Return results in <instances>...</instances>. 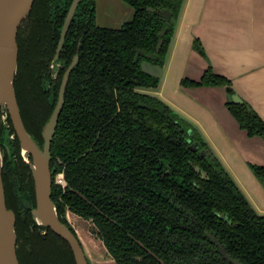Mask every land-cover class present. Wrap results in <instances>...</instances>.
Returning <instances> with one entry per match:
<instances>
[{
    "label": "trees",
    "instance_id": "trees-1",
    "mask_svg": "<svg viewBox=\"0 0 264 264\" xmlns=\"http://www.w3.org/2000/svg\"><path fill=\"white\" fill-rule=\"evenodd\" d=\"M182 1L148 0L147 5L153 9H168L173 18L178 16ZM37 2L34 0L27 17H32ZM27 17L19 26L16 36L18 60L13 84L24 126L42 144L41 130L50 115L36 122L30 115L26 116L18 86L19 73L31 57L33 38L24 40L21 32ZM148 20L150 22L146 25L152 29L149 41L145 43L152 50L158 28L162 25L169 30V25L156 11L148 13ZM143 42L140 30L124 31L119 37L105 34L101 51V66L104 69L96 71L83 67L85 71H79L78 78L67 93L50 150L52 179L55 173L63 172L68 182L66 189L55 184L54 180L51 186V198L59 220L74 234L64 216L66 209L89 220L93 225L92 232L102 240L114 264H170L174 258L172 252L162 247L166 248L171 241L174 255H180L181 249L187 248L182 246L188 243V237L184 238L188 233L187 228L199 229L202 236V230L211 225V207L218 203L230 212L231 218L240 222L232 226L224 225L222 234L236 239L237 245L260 248L262 254L264 215L254 213L216 156L212 154L207 160L210 180L199 191L185 195L188 188L189 171L185 168L188 154L174 142V137L185 133L190 125L159 99L132 90L133 83L142 81L143 75L130 64V50L135 44ZM192 44L205 57L198 40L194 38ZM26 46L29 48L25 49ZM152 60L157 62L161 59L153 57ZM156 82L157 78L150 79L152 85ZM181 83L231 86L229 80L214 74L209 68L200 80L182 78ZM225 105L248 135H258L264 139V121L246 101H226ZM200 143L207 147L204 141ZM19 147L17 140L15 149L19 151ZM4 158L5 153L3 163ZM248 165L264 189V165ZM119 175L123 176L122 179L130 178L116 182ZM143 177L145 180L140 181ZM128 186L130 195L136 198L125 202L122 191L120 195L117 194L119 187L127 189ZM142 192L149 196L145 209L144 204L136 200ZM177 194L181 197L176 198ZM5 200L7 208L14 210L16 215L19 264H75L68 244L53 235L50 229L45 238H39L38 229L41 226L32 220L26 207L27 203L34 205L32 199H21L22 206L26 208L24 215L17 211L12 198L7 195ZM132 208L135 212L131 211ZM34 237L39 239L33 240Z\"/></svg>",
    "mask_w": 264,
    "mask_h": 264
},
{
    "label": "flooded vegetation",
    "instance_id": "flooded-vegetation-1",
    "mask_svg": "<svg viewBox=\"0 0 264 264\" xmlns=\"http://www.w3.org/2000/svg\"><path fill=\"white\" fill-rule=\"evenodd\" d=\"M107 1H109L111 8L116 7L119 9V14L121 13L117 19V27H106L98 22V6H100L102 0H38L32 17H27L21 26L22 38L24 40H31L33 38V41L31 40L32 49L30 51V61L26 63V66L23 67L18 76L20 100L23 104L22 109L24 114L26 116L30 115L35 122L42 120L47 114L51 115L57 104L62 82L65 79L63 108L67 93L76 78H78L79 71H85L83 67H90L96 71L104 69L101 66L102 39L104 35L119 37L124 31L137 32L140 30L144 42L142 44H135L132 47V51L130 50V64L136 67L138 73L143 75V79L142 81L134 82L132 90L138 94L153 96L159 99L189 123L190 127L185 133L181 132L179 136L176 135L174 137V142L182 146L188 154L185 162V168L189 171L187 177L188 188L185 194L188 196L194 190L199 191L202 185L210 180V171L207 164L209 156L211 157L213 154L218 159L219 157L209 146L206 138L191 118H185L166 101L156 95L161 84L165 62L177 31L178 16L172 18L171 14L170 20L167 22L169 30L162 25L158 28L157 38L153 44L154 48L151 50L150 45H147L150 38V30L152 29L150 25H146V23L150 22L148 20V13L156 11L158 15V12H161L164 8L153 9L147 5L148 0ZM28 48V46L25 47V49ZM25 52L28 51L25 50ZM153 57L159 60L161 59L162 61L164 59V61L163 63H160L161 60L152 62ZM142 62L161 67L162 72L160 77H153L146 73L142 69ZM152 77L157 78L156 84L152 85L150 83ZM181 79L179 80L180 89L176 90V94L181 92L182 87L195 89L199 86L194 84L184 85L181 83ZM17 140L9 117L4 115V110H1L0 146L5 153L3 163L5 168L3 169L2 167V181H4V190L6 189L4 193L5 197L8 195L13 199L17 211L21 215H24L26 208L22 206L21 199H32L35 205V190L29 164L23 158L20 147L19 151L15 149ZM202 141L206 143L207 147L204 148L201 145L200 142ZM127 154L131 156L128 150ZM19 157L23 163H21ZM27 158L31 160L30 155ZM57 174L62 175V183H55V181L54 183L66 189L68 182L63 172L55 173L52 182ZM118 177H121V179H118ZM118 177L116 182L130 178L128 176L126 179H122L123 176L121 175ZM232 179L242 192L236 180L233 177ZM143 180H145L144 177L140 181ZM121 191L125 195V198H122L125 202H127V199L133 201L136 198L130 195L131 191L129 186L127 189L119 187L117 195H120ZM242 194L244 195L243 192ZM168 197L175 198L174 196ZM180 197L181 195L177 194L176 198ZM146 198H149V196L142 192L136 199L144 204V209L148 206ZM245 198L257 216L264 215V212L256 209L246 196ZM222 207L223 205L218 203L212 205L211 225L202 230V236L199 235V229L194 227L187 228L188 233H185L184 238L188 237V243L187 245L185 243L182 244L183 248H187L181 249L180 255H174V251L170 246L171 241H169L170 245L168 243L166 248L162 247L163 250L169 248L170 252H172L174 258L170 260V264H264V250L262 251V256L260 248L254 249L249 246L237 245L235 244L236 239H231L222 234L224 225L232 226L235 223L236 225L240 224V222L237 223V221L231 218L232 216L228 210ZM131 211L135 212V209L132 208ZM76 215L69 209L65 210L64 216L78 237L76 230L70 222V216L76 217ZM156 215L159 216L157 213ZM92 228L90 230L91 234L99 239L104 246L102 240L92 232ZM48 230H43L40 227L38 229L39 238H45ZM52 234L57 236L53 232ZM39 238L34 237L33 240ZM248 238L250 239L251 236ZM78 240L81 244L79 238Z\"/></svg>",
    "mask_w": 264,
    "mask_h": 264
},
{
    "label": "crops",
    "instance_id": "crops-1",
    "mask_svg": "<svg viewBox=\"0 0 264 264\" xmlns=\"http://www.w3.org/2000/svg\"><path fill=\"white\" fill-rule=\"evenodd\" d=\"M194 38L202 46L205 57L193 47ZM185 43L190 44V48L188 44L184 47ZM170 53L178 60L176 66L181 78L198 81L209 68L229 80L234 91L264 121V0H185ZM221 87H182L181 92L223 126L231 149L236 150L245 163L264 165V139L248 135L239 126L224 104L225 92ZM187 118L199 126L197 119ZM198 129L209 138L200 126ZM207 143L212 148V144ZM219 159L224 167L231 166L228 157L225 161ZM226 167L232 176L230 168Z\"/></svg>",
    "mask_w": 264,
    "mask_h": 264
},
{
    "label": "water",
    "instance_id": "water-1",
    "mask_svg": "<svg viewBox=\"0 0 264 264\" xmlns=\"http://www.w3.org/2000/svg\"><path fill=\"white\" fill-rule=\"evenodd\" d=\"M33 2L34 0H0V111L4 110V114L9 117L19 141L21 154L29 164L33 177L35 205L26 204L32 220L43 229H50L68 244L75 264H89L78 237L65 223L59 220L55 203L51 198L53 170L50 168V147L62 110L65 79L60 88L57 104L42 127V144H39L26 130L14 90L13 83L18 60L17 31L29 14ZM184 2L185 0L182 1L178 18ZM171 14L166 8L158 12L159 17L166 23L169 22ZM142 69L153 77H160L162 72L161 67L147 62H142ZM221 88L225 92L224 104L226 101L229 103L242 102L241 96L231 86H222ZM28 155L31 156V160H28ZM3 157L4 152L0 146V264H19L16 254V215L13 210L6 206L2 181Z\"/></svg>",
    "mask_w": 264,
    "mask_h": 264
},
{
    "label": "rangeland",
    "instance_id": "rangeland-1",
    "mask_svg": "<svg viewBox=\"0 0 264 264\" xmlns=\"http://www.w3.org/2000/svg\"><path fill=\"white\" fill-rule=\"evenodd\" d=\"M120 14L119 9L116 7L111 8L109 1L102 0L100 6H98L97 19L100 24L106 27H117V19L120 17ZM187 44L185 43L184 47H187ZM188 47L190 48V44H188ZM177 61L173 59L169 52L159 86L160 92L157 90L156 95L166 101L185 118L189 116L197 119L200 129L209 136V138H205L212 144L214 152L224 161L226 157L229 158L231 166L228 165V167L244 195L256 209L264 212V189L254 177L249 165L240 158L236 150L231 149L229 135L226 130L221 124L208 117L209 115L204 112L205 108L199 106L194 101H189L188 97L184 96L182 92L175 93L177 89H180L179 80L182 77L179 76V70L176 66ZM228 167L226 168L229 170ZM70 217V222L81 241L89 264H114L113 259L107 253L100 240L91 234V222L77 215L76 217Z\"/></svg>",
    "mask_w": 264,
    "mask_h": 264
},
{
    "label": "built area",
    "instance_id": "built-area-1",
    "mask_svg": "<svg viewBox=\"0 0 264 264\" xmlns=\"http://www.w3.org/2000/svg\"><path fill=\"white\" fill-rule=\"evenodd\" d=\"M5 113V112H4ZM5 115V114H4ZM6 116V115H5ZM55 183H62V175L57 174L54 178Z\"/></svg>",
    "mask_w": 264,
    "mask_h": 264
}]
</instances>
